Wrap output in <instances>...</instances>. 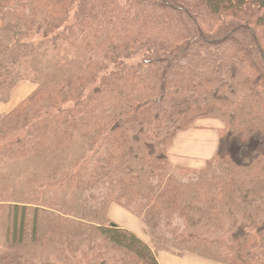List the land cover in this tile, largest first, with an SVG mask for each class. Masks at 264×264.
I'll list each match as a JSON object with an SVG mask.
<instances>
[{"label":"trees","instance_id":"trees-1","mask_svg":"<svg viewBox=\"0 0 264 264\" xmlns=\"http://www.w3.org/2000/svg\"><path fill=\"white\" fill-rule=\"evenodd\" d=\"M26 82L0 116V264H264V0H0V103ZM200 119L214 156L171 165Z\"/></svg>","mask_w":264,"mask_h":264},{"label":"crops","instance_id":"crops-1","mask_svg":"<svg viewBox=\"0 0 264 264\" xmlns=\"http://www.w3.org/2000/svg\"><path fill=\"white\" fill-rule=\"evenodd\" d=\"M207 120L219 122L215 119H200L196 121L194 128L180 131L175 135L167 150V158L171 165L188 168H201L207 160L214 156L218 145L217 129H219V126L215 125V127H207L198 124L199 121ZM204 138L208 140L207 145L203 143L205 140ZM112 208L113 207L111 206L109 214ZM140 226V230L143 233L144 227L141 222ZM157 260L159 264H222L214 262L208 258L186 253L176 255L168 252H160L157 254Z\"/></svg>","mask_w":264,"mask_h":264},{"label":"rangeland","instance_id":"rangeland-1","mask_svg":"<svg viewBox=\"0 0 264 264\" xmlns=\"http://www.w3.org/2000/svg\"><path fill=\"white\" fill-rule=\"evenodd\" d=\"M33 87L34 86L28 82L19 84L11 94L9 100L5 103H0V116L7 112H10L15 106H17L24 98H26L31 93ZM198 124L207 127H215V125H218L220 128L221 126L219 122L214 120L199 121ZM204 139L203 143L207 145L208 140L206 138ZM112 207L113 208L109 214V220L111 222L110 224L118 226L119 228L125 229L127 231H131L140 239L147 242L146 234L144 233V231L142 233V231L140 230L141 226L138 219L131 216L130 214H127L117 205H112Z\"/></svg>","mask_w":264,"mask_h":264},{"label":"water","instance_id":"water-1","mask_svg":"<svg viewBox=\"0 0 264 264\" xmlns=\"http://www.w3.org/2000/svg\"><path fill=\"white\" fill-rule=\"evenodd\" d=\"M112 225V224H111Z\"/></svg>","mask_w":264,"mask_h":264}]
</instances>
